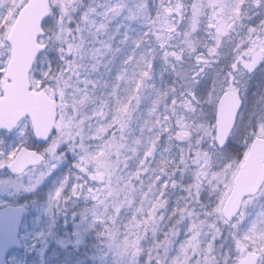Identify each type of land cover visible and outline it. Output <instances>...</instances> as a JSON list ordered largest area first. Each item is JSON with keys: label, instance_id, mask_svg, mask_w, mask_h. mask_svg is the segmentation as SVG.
I'll list each match as a JSON object with an SVG mask.
<instances>
[{"label": "snow or ice", "instance_id": "6c2138e0", "mask_svg": "<svg viewBox=\"0 0 264 264\" xmlns=\"http://www.w3.org/2000/svg\"><path fill=\"white\" fill-rule=\"evenodd\" d=\"M200 7L202 16L193 25L195 0H0V264H41L30 238L52 220L58 233L76 226L83 237L95 235L100 243L93 264H113L103 245L107 221L97 211L99 205L107 208L101 185L110 173L104 162L95 169L86 166L96 152H104L107 161L111 145L123 139L127 104L118 81L128 79L129 72L135 91L153 81L155 103L162 100L166 109L162 115L170 126L162 127L152 144L171 142L155 168V154L146 151L129 165V175L147 167L149 187L157 195L170 197L177 188L184 194L168 204L169 227L186 210L199 219L183 222L163 264H171L175 252L196 239L191 230L205 217L221 213L235 165L254 141L264 140V0ZM161 16L169 24L157 34ZM218 18L226 28L219 27ZM132 91L128 99L134 98ZM39 93L51 94L58 104L70 100L68 115L61 111L56 117H65L59 124L40 129L28 112L19 115L21 95ZM257 94L260 99H254ZM226 97L236 102L230 128L219 120ZM90 99L73 120V108ZM181 128L183 136L195 130L187 145L174 141ZM209 159L217 179L200 192L207 173L182 178V172L208 165ZM243 200V212L237 209L222 224L210 225L214 231L187 264H264V185ZM253 201L259 211L248 212ZM61 214L72 220L66 229L59 226ZM79 255L51 244L43 264H83ZM139 264L160 260L142 255Z\"/></svg>", "mask_w": 264, "mask_h": 264}, {"label": "rangeland", "instance_id": "374dc122", "mask_svg": "<svg viewBox=\"0 0 264 264\" xmlns=\"http://www.w3.org/2000/svg\"><path fill=\"white\" fill-rule=\"evenodd\" d=\"M222 2V0H195L197 5L196 13L193 17L192 24L196 23V20L202 16L201 5L204 7L209 6L212 3ZM179 19H177V24ZM217 23L221 29L226 28V24L223 19L218 18ZM169 20L163 16L157 21L156 28L157 34H161L159 30L166 29L168 27ZM136 29L139 31L140 25H135ZM191 31V26L189 27ZM166 34V33H164ZM155 83L159 87V75L155 78ZM211 83V81L209 82ZM255 91V89H254ZM56 95L61 92L58 91ZM138 98L141 99L143 94L137 92ZM254 99H260L259 94H257ZM162 110L161 113H165L166 109L161 100ZM252 105L250 104L249 107ZM69 107L65 105L61 109L59 106V111H63L65 115H68L67 109ZM137 105L135 104V110ZM171 112V106L168 109ZM106 113V112H105ZM160 115L159 123L152 129L154 132H160L163 127L167 130L170 126L169 120L165 119L163 115ZM71 118L75 120L74 115L71 114ZM65 119L61 116V121ZM58 121V124L61 122ZM137 129L132 125L130 118H125L124 127L121 129L122 140H117L111 145L112 155L107 161H103L105 155L104 152H96L93 155L94 159L89 161L86 167L96 168L97 164L104 162L105 166L108 168L110 175L104 177V183L101 185V191L103 198H105L104 205L98 206V214L100 219L107 221L105 224V238L103 241L104 247L107 249L108 253L111 254L113 259V264H139V258L142 255H151L154 260L159 259L160 264H163L165 258L173 254V241L175 239L176 232L182 227L184 221H194L199 223V219L196 216H188L187 210L180 215V218L176 219V224L169 227L168 220V204L175 203L177 197L184 195L179 189L172 190L170 197H160L156 194L155 187H149L151 184L150 173L147 167H141L138 173L129 175L131 169L129 165L136 159V157H143L147 151L149 154L154 153V160L151 167H156V161H159L161 155H168L165 151V147L171 151V142H166L165 145L160 147L151 146L149 140H144L141 137V131L136 132ZM184 128L176 133L174 141L179 145H187L191 141V137L194 135V129L187 130V136H183ZM183 137V138H180ZM157 139H160L158 136ZM185 157L187 152L184 153ZM240 163L235 165V171L232 172L230 177V191L232 189L233 179L239 169ZM196 171H204L207 173L206 176L201 177V186L198 189L200 192H205L206 188H212L216 176L211 174V160L209 159L208 165H203L197 168L195 171H189L187 169L183 170L182 178H194ZM187 173L185 176L184 173ZM143 179V184L139 182V179ZM213 181V184H209L208 181ZM197 191V189H193ZM205 194H211L206 192ZM227 195V197H228ZM251 199V198H250ZM226 200V199H225ZM224 200V201H225ZM223 201V203H224ZM223 205V204H222ZM255 208L259 211L258 205L253 201L248 207L247 211L252 212ZM222 209V207H221ZM245 210V202L243 205V210ZM61 220V217L60 219ZM127 220V222H125ZM72 224L71 218L66 222ZM209 220V217L204 218V224L200 225L198 228H193L191 234L196 236L195 240L189 239L185 242L184 252L176 251L175 256L171 264H187V257L190 254H199L200 248L203 246V242L210 232L214 231V228L210 225H216ZM57 221L52 220L50 223L42 228H38L30 238V243L35 247V252L40 256L42 253V248L44 245L50 243L51 239L57 231L56 229ZM60 226V224H59ZM76 226H74L73 232H70L65 239L61 240L58 247H71L75 252H79L78 259L83 262V264H93L94 256L98 253V245L100 241L94 237H83L79 232L75 231ZM42 233V235H40ZM166 233V235H161ZM56 236V234L54 235ZM74 236L75 239L72 240L71 237ZM150 236V239L147 237ZM38 237V238H37ZM74 244L72 245V243ZM195 246V247H193Z\"/></svg>", "mask_w": 264, "mask_h": 264}, {"label": "water", "instance_id": "95a60500", "mask_svg": "<svg viewBox=\"0 0 264 264\" xmlns=\"http://www.w3.org/2000/svg\"><path fill=\"white\" fill-rule=\"evenodd\" d=\"M30 50V49H29ZM21 95L20 103L22 110L19 115L28 112L33 122L40 129L50 128L57 124L56 117L59 115L58 103L49 94L39 93L34 98ZM236 102L232 97H226L221 101L219 120L228 128L231 127L232 119L235 116ZM264 185V140L257 139L249 148L238 173L234 179L231 192L222 207L224 219L229 214H235L236 210L242 211L243 198L252 197L256 190Z\"/></svg>", "mask_w": 264, "mask_h": 264}, {"label": "trees", "instance_id": "16d2710c", "mask_svg": "<svg viewBox=\"0 0 264 264\" xmlns=\"http://www.w3.org/2000/svg\"><path fill=\"white\" fill-rule=\"evenodd\" d=\"M127 76H128V79L118 81V83L120 84L121 89H122V94H123L124 100L127 104V107H126L125 112L123 114V120H125V118H130V121H132V125L134 126V128L137 129L136 132L141 131V137L146 141L149 140V144L153 147L154 145L152 144L151 141H152V139L158 138L159 135H157V134L159 132L157 131V132L153 133L152 129L157 125V123H159L158 121L160 119V115L162 114L161 113L162 105H161V103L160 104L155 103V99L157 97L154 94L153 89L151 87V84L153 83V81L150 80L148 82L149 87L141 88L140 91H135L134 86L130 84L131 72L127 73ZM129 88L133 89V91L131 92V96L134 98H132V99H128V95H129L128 89ZM137 92H139L140 94L141 93L143 94V97L141 99L138 98L139 95L137 94ZM58 95H60V94H58ZM68 95H69V97H71L72 93H69ZM112 99L115 100L116 97H113ZM88 103H92L91 99L88 102H86L85 104L79 105L78 107L73 108V111L71 114L74 115V117L76 118L80 114V112H83V110L87 107ZM135 104L137 105L136 110H135ZM65 105L68 107H72L70 100L68 102L62 101V103L59 104L61 109L63 107H65ZM105 112L107 113L106 102H105ZM149 112H151L152 114L149 115ZM245 154H244V157H245ZM242 160L239 163H241ZM65 215L66 214H61V216H60L61 220H59L60 228H62V229H66V224H67L66 222L70 219V217H69L67 220H65ZM209 220L213 223L222 224V221L224 219L220 213L213 212L211 217H209ZM69 233L70 232L65 230L63 233L56 232L55 233L56 236H54L55 234L52 235L53 238L51 239L50 243L47 245H44L42 248V253L39 256V258L41 260V264H43V257L46 253V250L51 246V244H55L58 246L60 241L65 239V237H67L69 235ZM88 237L92 238L94 236L89 235ZM71 239L74 240L75 237L72 236ZM147 239H150V236H148ZM73 244H74V242L72 243V245Z\"/></svg>", "mask_w": 264, "mask_h": 264}, {"label": "bare ground", "instance_id": "6f19581e", "mask_svg": "<svg viewBox=\"0 0 264 264\" xmlns=\"http://www.w3.org/2000/svg\"><path fill=\"white\" fill-rule=\"evenodd\" d=\"M242 210H243V209H242ZM241 212H242V211H241ZM220 214H221V216L223 217V215H222V209H221V213H220Z\"/></svg>", "mask_w": 264, "mask_h": 264}]
</instances>
